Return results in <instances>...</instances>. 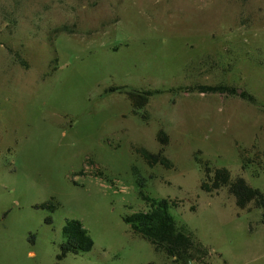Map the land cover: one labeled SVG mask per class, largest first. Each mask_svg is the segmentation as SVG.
I'll return each mask as SVG.
<instances>
[{"label": "rangeland", "instance_id": "1", "mask_svg": "<svg viewBox=\"0 0 264 264\" xmlns=\"http://www.w3.org/2000/svg\"><path fill=\"white\" fill-rule=\"evenodd\" d=\"M217 83L256 100L189 89ZM133 89L158 92L135 113ZM206 166L264 189V0H0V264H54L73 218L94 245L59 264H177L124 221L141 192L177 205L187 264H264L262 210Z\"/></svg>", "mask_w": 264, "mask_h": 264}, {"label": "trees", "instance_id": "2", "mask_svg": "<svg viewBox=\"0 0 264 264\" xmlns=\"http://www.w3.org/2000/svg\"><path fill=\"white\" fill-rule=\"evenodd\" d=\"M118 89L120 87L112 86L110 88L112 91ZM189 89L205 93L237 94L252 102L256 100L247 91H239L233 86L222 83L197 84L189 87ZM155 92L158 91L149 89L128 91L127 94L133 104L134 112L137 113L142 109ZM159 139L162 144L166 143L167 135L162 133ZM136 150L151 166L157 163L167 168L172 166V162L163 154L162 150L157 153H152L143 147H138ZM222 188H226L228 193L235 198V204L238 208L242 210L252 207L260 208L264 222V189L251 186L241 176H232L230 170L225 167L211 169L206 166L201 189L213 193ZM141 196L146 202V209L135 211L123 217L135 233L147 239L156 250L163 251L166 255L172 257L177 264H187V261L193 257L192 251L195 249L205 253V250L199 246L191 233L184 225H179L172 214L170 208L177 206L174 201L168 198L152 197L143 192H141ZM42 206L53 207L52 204H42ZM62 235L63 240L60 243V251L56 255L54 264H59L70 253H85L93 248V238L79 219H68L63 226Z\"/></svg>", "mask_w": 264, "mask_h": 264}]
</instances>
